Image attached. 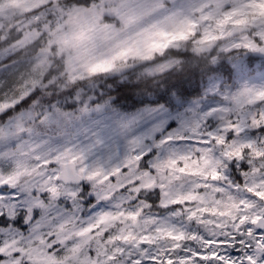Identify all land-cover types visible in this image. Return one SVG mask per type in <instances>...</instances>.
Listing matches in <instances>:
<instances>
[{
	"label": "snow or ice",
	"instance_id": "snow-or-ice-1",
	"mask_svg": "<svg viewBox=\"0 0 264 264\" xmlns=\"http://www.w3.org/2000/svg\"><path fill=\"white\" fill-rule=\"evenodd\" d=\"M0 264H264V0H0Z\"/></svg>",
	"mask_w": 264,
	"mask_h": 264
}]
</instances>
